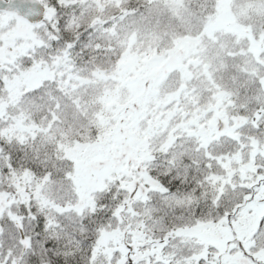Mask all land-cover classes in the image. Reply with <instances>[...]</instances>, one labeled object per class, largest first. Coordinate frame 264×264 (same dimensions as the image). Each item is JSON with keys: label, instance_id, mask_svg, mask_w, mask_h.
<instances>
[{"label": "snow or ice", "instance_id": "snow-or-ice-1", "mask_svg": "<svg viewBox=\"0 0 264 264\" xmlns=\"http://www.w3.org/2000/svg\"><path fill=\"white\" fill-rule=\"evenodd\" d=\"M0 264H264V0H0Z\"/></svg>", "mask_w": 264, "mask_h": 264}]
</instances>
